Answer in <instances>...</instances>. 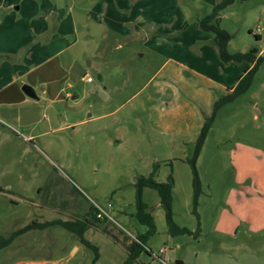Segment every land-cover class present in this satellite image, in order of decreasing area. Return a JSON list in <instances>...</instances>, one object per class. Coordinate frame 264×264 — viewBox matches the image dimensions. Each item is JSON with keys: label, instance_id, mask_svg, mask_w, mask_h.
Masks as SVG:
<instances>
[{"label": "rangeland", "instance_id": "374dc122", "mask_svg": "<svg viewBox=\"0 0 264 264\" xmlns=\"http://www.w3.org/2000/svg\"><path fill=\"white\" fill-rule=\"evenodd\" d=\"M104 2L75 4L100 12ZM112 2L116 8L100 17L106 24L68 28L61 37L57 24L37 28L24 15L32 4L45 7L43 0H0V91L11 70L29 69L14 86H30L37 97L22 93L26 102L0 107V235L17 234L0 247V264H90L94 253L60 223L90 220L91 201L111 204L113 219L84 233L97 249L94 264H123V238L146 232L133 217L134 185L155 166L156 182L169 175L174 182L172 223L193 234L172 236L157 192L144 188L156 229L144 246L164 263L142 251L133 264H264V61L248 90L212 118L195 161L193 208L188 160L246 63L224 64L216 50L218 59L203 42H190V32L210 34L197 25L212 8L205 0ZM235 2L220 23L231 36L228 52L263 51L264 0Z\"/></svg>", "mask_w": 264, "mask_h": 264}, {"label": "trees", "instance_id": "16d2710c", "mask_svg": "<svg viewBox=\"0 0 264 264\" xmlns=\"http://www.w3.org/2000/svg\"><path fill=\"white\" fill-rule=\"evenodd\" d=\"M235 3V0H218V2L211 8L210 12L207 15H204L198 20V26L203 31H209L213 34V46L216 48L219 60L224 63H234V64H242V63H250L252 66L245 71L244 75H242L234 88L229 89V92L222 96L219 101L216 102L213 114L211 118L207 119L203 128L201 129L198 138L195 142L193 149V156L188 163L192 168L193 173V188H194V197H193V208L197 205V196L199 193V180L195 170V161L199 156L203 143L208 134V130L210 128L212 118L215 113L225 104L232 102L238 96L244 94L248 88L250 87L253 75L257 70V67L264 61V58H255L254 54L246 53H230L228 52V43L230 42L231 36L221 28L220 26V16L222 12H224L227 8ZM250 33V31H249ZM256 40H260V36L254 35ZM156 171V166L154 170L147 177H140L134 187L136 190V211L133 217L138 221V223L144 227H146V232L144 234H140L135 237L134 240L125 236L123 238V244L125 250L128 253L127 260L123 264H133V262L138 258L139 254L142 251L146 252L144 243L150 237H152L155 232V224L153 220V216L150 212L147 211V206L142 202V190L144 188H149L157 192L159 196L161 205L166 210V222L169 228V232L172 236L177 234H187L192 235L193 233L188 231L187 229H178L174 226L171 221V217L169 214V207L172 200V190H173V179L169 175L167 181L164 183H158L154 180V174ZM91 209V208H90ZM195 213V211H194ZM87 217L90 220L86 219L83 221L76 222H57L62 225L64 229L75 234L80 242L85 248L91 250L94 253L93 259L90 264H94L98 259V253L96 247L91 245L85 238L84 233L88 230L89 226H92L94 223L99 222L98 219L95 218L92 210L87 211ZM197 217V215H196ZM198 226H199V218ZM56 223V222H55ZM47 223L40 226L41 228L47 227ZM34 223L24 230L18 232V234L23 233L27 229L33 228ZM106 232L108 230L105 229ZM199 231V227L197 228V232ZM196 232V233H197ZM17 236V234L11 235L9 238H3L0 235V247L4 248L8 246L13 239ZM147 253V252H146ZM148 254V253H147Z\"/></svg>", "mask_w": 264, "mask_h": 264}, {"label": "crops", "instance_id": "0c3cea01", "mask_svg": "<svg viewBox=\"0 0 264 264\" xmlns=\"http://www.w3.org/2000/svg\"><path fill=\"white\" fill-rule=\"evenodd\" d=\"M43 1L45 3V7H41V5H39V3L38 4H32V6L30 5L29 7L25 8L24 15L28 17L31 24H34V22H35V25L37 26V28H39V27L44 28V24H47V26H50L51 24H57L58 33L61 37L67 36L68 32L66 30L68 28L75 29V28H79V26L83 27L82 24H96V25L98 24L99 26H100V24H106V23H103L100 21V17L105 18L107 15V12L116 8V5H115V3L112 2V0H110L109 3L104 2L102 4V6H100V4L98 3L97 6L99 7L100 12H97L95 5L93 6L92 9L81 11V6L76 7L75 3L79 2V1L81 2L82 0H53L52 3H48L47 0H43ZM117 1H119L122 5H124V3L127 4L128 0H117ZM205 2L208 5H210L211 7H213L214 4L216 2H218V0H205ZM235 5H236V2L230 7H234ZM14 10L21 11L22 6L20 5L19 7H14ZM104 11H105V13L103 15ZM127 13H129V11H127ZM93 17L96 19L94 20ZM18 18H19V16H18ZM222 18H223V14L220 16V23H221ZM124 24H127V23H124ZM193 26L195 27V24H192L191 27H193ZM194 29H197V28H194ZM187 31L189 32L191 30H187ZM176 32H178V31H176ZM188 32H184V33L186 34ZM194 32H195V30H194ZM203 32L204 33H210V34H207V35L203 34L200 36V33L196 32V33H198L199 36L195 37L193 32H190V34L188 35L190 42L193 43L194 38L196 41L203 42L204 45H203L202 49L207 48L206 45L209 46L211 49L210 54H211L212 58L214 57V58L218 59L216 51H215L216 48H214V46H212L213 38H214L213 34L209 31H203ZM230 44H231V39H230V42L228 43V46H230ZM263 51L259 52L256 50L257 58L260 56L263 57V53H264ZM238 52L239 53H245V51H238ZM205 53L207 54V52H205ZM200 55H201V53H200ZM251 66H252V64L246 63L245 69L244 70L240 69V71H238L236 75L239 74L238 77L240 78L242 75H244L245 71L248 70ZM228 67H233V66L230 64V65H228ZM0 71H1V69H0ZM11 71L12 72H9L8 76L3 78L1 81L2 82L1 83L2 84V88H1L2 91H0V107H3L5 104L12 106L17 102H20V101L26 102L27 101V100H25V97L22 96L23 92H21L22 90L19 88V86L16 87L14 85H15L16 79H19V78H22V76L28 75L30 70L24 69V70L19 71V68H15ZM242 72H243V74H241ZM236 83H237V81H236ZM236 83H235V85H236ZM235 85H233L231 87V89L234 88ZM6 88L10 89L8 91V93H10V95H8L7 98L4 97L6 94H4V92H3V90ZM228 92H229V89H227L226 93H228ZM0 112H2V111L0 110ZM89 210H91L90 207L88 208V211ZM131 240H133V239H131ZM148 250H150V249H148ZM164 253L162 254V257H164Z\"/></svg>", "mask_w": 264, "mask_h": 264}, {"label": "built area", "instance_id": "2783aa9c", "mask_svg": "<svg viewBox=\"0 0 264 264\" xmlns=\"http://www.w3.org/2000/svg\"><path fill=\"white\" fill-rule=\"evenodd\" d=\"M87 81H90V79H87ZM90 208L93 212V214L95 215V218L98 219V220H108V221H111L113 222V219L111 216L108 215V210H110L112 208V205L108 203V206L107 208L108 209H105L104 207L96 204L95 202L91 201L90 203ZM135 239V238H134ZM146 252L148 254H150L151 256L153 257H156L157 259L160 260V262L164 263V261L162 260V258H159L158 255H154L150 250H148L146 247H144ZM165 252L164 248H162L159 252V254H163Z\"/></svg>", "mask_w": 264, "mask_h": 264}, {"label": "water", "instance_id": "95a60500", "mask_svg": "<svg viewBox=\"0 0 264 264\" xmlns=\"http://www.w3.org/2000/svg\"><path fill=\"white\" fill-rule=\"evenodd\" d=\"M249 53H256V50H254L253 52H249ZM22 92L29 98L31 99H37L36 94L34 92V90L27 85H23L21 88ZM175 264H184L182 261H175Z\"/></svg>", "mask_w": 264, "mask_h": 264}]
</instances>
